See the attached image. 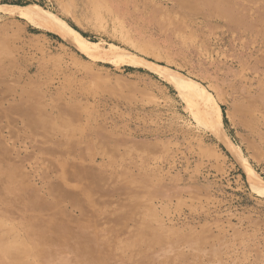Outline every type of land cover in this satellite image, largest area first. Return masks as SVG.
<instances>
[{
  "label": "rangeland",
  "instance_id": "374dc122",
  "mask_svg": "<svg viewBox=\"0 0 264 264\" xmlns=\"http://www.w3.org/2000/svg\"><path fill=\"white\" fill-rule=\"evenodd\" d=\"M228 1L264 17V0ZM221 21L199 0H0L4 264H264V49ZM243 87L263 99L257 133Z\"/></svg>",
  "mask_w": 264,
  "mask_h": 264
},
{
  "label": "bare ground",
  "instance_id": "6f19581e",
  "mask_svg": "<svg viewBox=\"0 0 264 264\" xmlns=\"http://www.w3.org/2000/svg\"><path fill=\"white\" fill-rule=\"evenodd\" d=\"M199 1L201 3V6H203L207 10H210L213 13V15L220 17L221 20L224 22V24L228 25L229 31L226 34L227 36L226 37L224 36L226 39H229V36H231L230 40L235 39L237 36L246 37L247 43L245 47L251 45V47H253L254 49L253 55L254 54L259 55L260 53H262L260 51L262 50L261 49L262 47L264 49V17L262 18L260 17V19L243 20L245 16V14H242L243 8L241 10L236 5L235 6L232 5L228 0H199ZM11 6L12 5H9L8 7ZM29 12L32 14L31 16L30 15L24 16V18L27 19L29 22L58 34L69 45L78 47L86 52L90 51L87 39H85L78 31L72 28L64 19L61 18L57 19L56 17H52V16H43L36 12H31V11ZM252 69L254 68H251L250 70ZM176 77L180 78L177 84L181 92L185 96L197 95L203 98L210 99L209 98L210 96L208 95L210 94L209 93L210 91L208 92V90L200 83L191 79H187L183 75H177ZM247 81L248 79L246 78V82H245L246 86L248 85ZM242 94L244 95V97L238 99L235 102L234 108L238 111V113L241 116V124L250 127L254 133H257V129H256V123L258 122L257 107L261 104V101H263V99H261L259 96L256 97L252 93V90L249 89V87H243ZM219 109L221 110V106L219 107ZM218 117H219L218 119L219 125L216 132H217V136H219V138L223 140L224 139L223 135H225L227 138L228 136L225 131L222 114L221 116L219 115ZM262 138L264 139V135H262ZM247 171L249 172V175L251 177L255 178L258 176L252 170L251 166L248 167ZM5 254L7 255V253ZM1 260H0V264H4L5 262H7L5 256L2 257ZM11 263L14 264L13 262Z\"/></svg>",
  "mask_w": 264,
  "mask_h": 264
}]
</instances>
